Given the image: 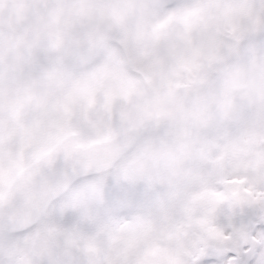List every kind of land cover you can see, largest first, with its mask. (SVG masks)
I'll use <instances>...</instances> for the list:
<instances>
[{"label": "rangeland", "instance_id": "1", "mask_svg": "<svg viewBox=\"0 0 264 264\" xmlns=\"http://www.w3.org/2000/svg\"><path fill=\"white\" fill-rule=\"evenodd\" d=\"M64 1L45 0L44 27L107 17L112 40L94 21L73 24L66 35L90 37L93 59L70 65L51 51L26 68L30 48L7 55L39 24L0 30V199L69 132L87 145L149 117L158 129L112 170L75 183L36 226L0 230V264H29L39 229L60 264H127L149 246L139 264H186L209 246L234 251L229 264L259 249L264 264V232L253 234L264 221V0Z\"/></svg>", "mask_w": 264, "mask_h": 264}, {"label": "water", "instance_id": "2", "mask_svg": "<svg viewBox=\"0 0 264 264\" xmlns=\"http://www.w3.org/2000/svg\"><path fill=\"white\" fill-rule=\"evenodd\" d=\"M15 5L10 15H0V27L16 30L29 16L24 0H0V10ZM148 121L137 128L86 149L74 147L72 138L62 141L41 161L24 169L7 191L0 213V226L8 231L22 230L39 218L47 205L78 177L99 173L110 167L144 133L155 127ZM32 264L48 260L57 264L48 235L41 231L35 241Z\"/></svg>", "mask_w": 264, "mask_h": 264}, {"label": "snow or ice", "instance_id": "3", "mask_svg": "<svg viewBox=\"0 0 264 264\" xmlns=\"http://www.w3.org/2000/svg\"><path fill=\"white\" fill-rule=\"evenodd\" d=\"M264 232V221H260L255 225L253 229V234L256 232ZM151 251V246L145 249L137 250L130 254V259L127 261V264H139L136 257L140 255H147ZM260 250L257 249L256 255H249L246 257H242L234 262V264H258L257 256L259 255ZM235 255V252L229 250L223 254H219L217 250L209 246L206 250V254L200 256L196 260H192L188 258L186 260V264H229V256ZM37 264H49L48 260H40Z\"/></svg>", "mask_w": 264, "mask_h": 264}]
</instances>
